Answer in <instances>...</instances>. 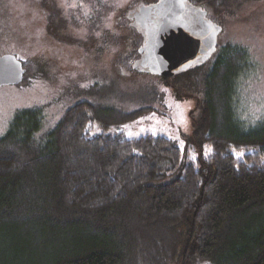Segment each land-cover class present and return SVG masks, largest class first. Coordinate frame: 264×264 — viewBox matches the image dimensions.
Here are the masks:
<instances>
[{
  "label": "trees",
  "instance_id": "obj_1",
  "mask_svg": "<svg viewBox=\"0 0 264 264\" xmlns=\"http://www.w3.org/2000/svg\"><path fill=\"white\" fill-rule=\"evenodd\" d=\"M213 55L187 70L196 161L169 137L113 129L158 109L163 86L132 110L78 101L49 129L42 107L18 109L0 135V264H264V118L236 106L252 63L235 42Z\"/></svg>",
  "mask_w": 264,
  "mask_h": 264
},
{
  "label": "rangeland",
  "instance_id": "obj_2",
  "mask_svg": "<svg viewBox=\"0 0 264 264\" xmlns=\"http://www.w3.org/2000/svg\"><path fill=\"white\" fill-rule=\"evenodd\" d=\"M158 1L0 0V55L14 54L30 69L25 81L0 87V135L18 109L42 107L49 129L78 101L132 110L141 92L163 86L158 109L113 129L130 138L169 137L184 160L196 161L201 154L191 137L200 102L196 78L188 79L185 68L156 73L135 65L145 46L135 9ZM205 11L222 26L218 46L235 42L247 48L252 68L238 79L236 106L244 120H262L264 0H227ZM203 153L208 156L210 147Z\"/></svg>",
  "mask_w": 264,
  "mask_h": 264
},
{
  "label": "water",
  "instance_id": "obj_3",
  "mask_svg": "<svg viewBox=\"0 0 264 264\" xmlns=\"http://www.w3.org/2000/svg\"><path fill=\"white\" fill-rule=\"evenodd\" d=\"M145 46L136 67L156 71L190 69L209 60L217 50L222 26L188 0H159L135 9ZM26 69L14 54L0 55V87L19 84ZM171 72V71H170Z\"/></svg>",
  "mask_w": 264,
  "mask_h": 264
},
{
  "label": "flooded vegetation",
  "instance_id": "obj_4",
  "mask_svg": "<svg viewBox=\"0 0 264 264\" xmlns=\"http://www.w3.org/2000/svg\"><path fill=\"white\" fill-rule=\"evenodd\" d=\"M133 13H134V11H132ZM143 37H144V35H143ZM141 55L143 56L144 55V52H141Z\"/></svg>",
  "mask_w": 264,
  "mask_h": 264
}]
</instances>
